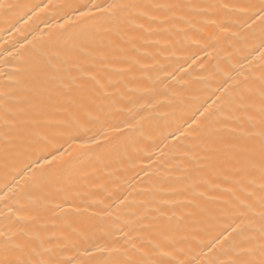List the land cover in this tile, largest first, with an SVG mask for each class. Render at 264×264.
<instances>
[{"label": "bare ground", "instance_id": "1", "mask_svg": "<svg viewBox=\"0 0 264 264\" xmlns=\"http://www.w3.org/2000/svg\"><path fill=\"white\" fill-rule=\"evenodd\" d=\"M121 2L142 7L106 8ZM0 3L11 5L0 9V92L14 113L5 125L0 107V256L12 236L24 258L36 248L55 264H109L123 257L95 248H129L127 233L138 247L167 237L169 255L153 258L172 264L259 259L260 193L240 209L229 191L247 183L236 154L260 131L250 106L258 96L236 87L259 88L260 25L249 28L240 11L259 0ZM170 3L196 8L155 7ZM92 4L100 8L81 16ZM132 18L145 29L131 30ZM97 81L117 104L103 112L89 105L86 115L80 105L99 96ZM73 117L80 130L57 134ZM36 131L46 136L39 146ZM57 149L61 158L41 168ZM42 172L50 187H40Z\"/></svg>", "mask_w": 264, "mask_h": 264}, {"label": "snow or ice", "instance_id": "2", "mask_svg": "<svg viewBox=\"0 0 264 264\" xmlns=\"http://www.w3.org/2000/svg\"><path fill=\"white\" fill-rule=\"evenodd\" d=\"M11 5L0 3V9L9 8ZM142 7L138 4L121 2V3H113L106 6L107 10L111 9H120L122 11H127L131 8H139ZM156 8H167L169 10L180 9L182 7H190L195 9L196 5H182L180 3H170V4H157ZM224 7H227L225 5ZM93 8L99 9L100 6L96 4H92L91 7H88L86 11L80 12L81 16H86L91 14ZM240 11L248 16V20L251 21V24H248V27L251 28L252 24H256L259 21L260 31H259V44L256 45V50L259 52V60L261 66V76L259 77V88L255 89L247 86V81L236 83L237 89L244 88L246 89L248 99L251 100L254 96H258L259 105H250L251 107H256L259 116H260V131L259 133L252 132L248 133V138L251 141L246 147L241 149L237 155V162L240 165L238 171L243 173L247 179V183H242L240 181L236 182L235 189H229L232 192L233 198L236 201L237 206L240 209H248L251 208V203L257 191L260 193V221L261 227L259 230V259H247L240 260L236 259L231 261V264H264V0H259L258 4H247L240 7ZM140 15L147 16L146 12H141ZM150 20H155V16L149 17ZM129 27L131 30H141L145 29V25L143 23L137 24L135 18H132L129 22ZM189 27H194L192 25L191 20L186 21ZM211 23H215V21H211ZM245 23H248L245 21ZM185 36H188V29L185 28L182 30ZM224 31H228L227 28H224ZM139 37H135L138 39ZM212 37L208 38V43L205 45V48L202 49L207 54V47L212 46ZM138 63V61H136ZM123 71V69L121 70ZM95 80V77H93ZM97 85L100 89L99 96L96 93H93L92 96L84 99L80 105V111L84 112L86 115H91L89 111V105H95L97 110L103 112L105 108H112L117 104V100L115 96L108 92L105 85L100 84L97 81ZM227 91V90H226ZM63 96L64 93L61 92L59 94ZM8 96L7 92H0V107L4 109V123L5 125L9 124L11 119H14V113L12 109L8 106V100L6 97ZM225 104L231 103V97H226L224 100ZM130 111V109H129ZM203 115V114H202ZM65 126L59 128L57 130V134L63 135L68 134L72 135L74 132H78L82 127L80 120L78 117H73L70 122H61ZM191 127V126H190ZM11 133H9L10 135ZM85 135L87 132L85 130ZM30 136L35 139L37 145L39 146L41 142L46 139L45 135H42L41 132L36 131L30 134ZM258 136V139L256 138ZM74 139H80L78 135L73 136ZM94 140V137H89L88 141H81V146H86V144L90 141ZM221 144L223 143L222 138L219 141ZM9 142L7 138L5 139V145ZM215 151V148L212 149ZM5 152H7V147H5ZM50 157V159H49ZM61 158V154L59 153V149L56 150V154L49 152L44 158V163L40 165L41 168H45V166H51L52 162ZM51 169L49 168V171ZM41 181V188L50 187V183L46 177V174L42 172L39 177ZM258 180V184H257ZM251 189V190H250ZM202 195V194H201ZM56 208L63 210L62 204H56ZM240 228V225H237L232 231L236 232L237 229ZM23 230L21 229V232ZM7 234L0 232V236H6ZM15 235V234H13ZM126 237L125 243L129 244V248H101L96 247L95 251L103 252V251H111L116 253L117 256L123 257V259H115L109 261V264H172L170 260H162V259H154L155 256H167L168 253L163 251L164 245L167 243V237H162L160 241H155L149 239L147 245L141 243L138 247L134 241H130L127 239L128 234H124ZM231 235V233H230ZM253 243V247H249L244 251L247 252L249 256H254L256 252L255 241L256 237L253 236L250 238ZM219 242V238L218 241ZM21 250V246L16 244H12V236H8L7 239L3 242V255L0 256V264H55V261L45 260L43 258L42 251H38L36 248L31 249L30 258H24L23 256H18L15 253ZM86 255H92V252L88 249H85ZM209 264H215L214 261H210Z\"/></svg>", "mask_w": 264, "mask_h": 264}]
</instances>
